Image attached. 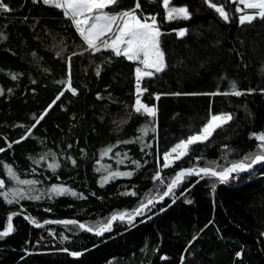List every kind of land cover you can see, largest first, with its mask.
Segmentation results:
<instances>
[{
	"label": "trees",
	"instance_id": "16d2710c",
	"mask_svg": "<svg viewBox=\"0 0 264 264\" xmlns=\"http://www.w3.org/2000/svg\"><path fill=\"white\" fill-rule=\"evenodd\" d=\"M4 2L12 10L0 13V193L25 198L0 195V233L10 216L13 224L0 236V264H264V162L226 182L186 176L148 214L97 234L164 193L181 169L222 171L264 151L256 138L264 132V19L241 24L231 0H172L189 18L169 21L161 0H140L137 11L157 18L166 60L141 82V101L155 109L147 115L133 108L137 62L85 51L54 6ZM135 3L119 0L110 11ZM217 114L232 119L163 166L165 152ZM53 186L70 191L57 195Z\"/></svg>",
	"mask_w": 264,
	"mask_h": 264
},
{
	"label": "snow or ice",
	"instance_id": "6c2138e0",
	"mask_svg": "<svg viewBox=\"0 0 264 264\" xmlns=\"http://www.w3.org/2000/svg\"><path fill=\"white\" fill-rule=\"evenodd\" d=\"M34 2H43L45 5L54 6L57 9L62 10L63 15L69 18L72 24L75 26L76 31L79 33L84 44L87 46L85 51L91 53H97L102 50H109L116 57L126 58L128 61L138 62L135 68V80H136V92L137 98L133 106L136 113H143L147 115H155V109L143 104L140 99V95L147 91L146 88L141 86L142 80L153 77L156 73H160L166 67L165 54L160 46L161 31L157 22L156 16H150L141 18L137 15V10L140 9V0H136L135 6L132 9L125 10L119 13L109 14L103 10L119 4V0H34ZM160 2V0H157ZM232 3H239L244 6V9L257 10L254 14H244L239 17L240 23H250L257 17L264 19V0H231ZM162 4L166 9V19L171 21L177 18H189V12L184 7H171L170 0H162ZM209 6L214 9L225 21L229 19L228 13L225 11L223 5L218 6L216 3L209 2ZM244 9L237 7L236 11L242 12ZM12 9L9 5L0 0V13L10 12ZM180 36L186 34V30L181 29L178 33ZM76 53H73L75 55ZM69 69V87L71 78V57L68 60ZM100 69L97 68V75H99ZM15 78V77H13ZM232 88H236L235 82L232 83ZM73 94L76 90L71 89ZM63 93H61L62 95ZM234 95H242L240 91H234ZM59 97H57L58 99ZM42 118V117H41ZM232 119L230 114L212 115L210 120L203 126V128L196 134L190 135L185 140H181L170 152L164 153V167H169L171 163L181 160L188 154L190 146L197 143L207 141L212 136L213 132L221 127L224 123ZM39 123V121H37ZM35 127V125H33ZM146 132L145 130H142ZM30 130L27 135L22 136L21 140L27 139L30 135ZM259 141V148L264 150V133L259 134L256 137ZM142 139V137H141ZM20 141H16L19 143ZM3 151V149H0ZM175 154V155H173ZM247 162L232 163L230 167L217 171L214 167H201L198 169H182L176 173L175 178L171 184L168 185V191L163 193V196H168L172 189L182 181L183 178L189 175H201L218 177L221 182H226L229 175L233 172L245 171L252 168L253 165L264 162V151L259 154L245 157ZM58 165H50V167H57ZM7 175L12 179H17L16 173L12 170L11 166L5 165ZM132 173H122V175H131ZM158 177H154L157 179ZM107 179V178H105ZM22 184L34 183L33 181H19ZM4 181L0 180V187H3ZM52 191L57 195H63L70 190L61 186H53ZM75 195V193H71ZM4 195L8 203H13L17 195L20 199L25 198L23 193L13 192V198L8 199L7 193H0ZM163 196L161 199H163ZM39 199L40 197H29ZM153 201L148 200V204ZM146 205H141L136 209L134 213L127 214L129 222L135 215H139ZM125 214L121 213L118 216H113L111 219H124ZM9 224L7 230L0 233V236H7L12 231V225L10 223L11 216L8 218ZM34 222V221H33ZM66 223H76L75 221H68ZM39 226V225H37ZM81 228L86 226L81 224ZM110 227L108 225L100 229L97 234H101L103 231H107ZM87 231H92L91 227L86 228Z\"/></svg>",
	"mask_w": 264,
	"mask_h": 264
},
{
	"label": "rangeland",
	"instance_id": "374dc122",
	"mask_svg": "<svg viewBox=\"0 0 264 264\" xmlns=\"http://www.w3.org/2000/svg\"><path fill=\"white\" fill-rule=\"evenodd\" d=\"M161 1H162V0H161ZM162 6H163V4H162ZM170 6H171V7H176V6H174V5L172 4V0H170ZM218 6H219V5H218ZM112 7H113V6H112ZM238 7L241 8V9H244V6H243L242 4H239V3H238ZM110 8H111V7L106 8V9H104L103 11H104V12H107V13H109V14L119 13V12H111V11H110ZM163 8H164V6H163ZM177 8H180V7H177ZM184 8H186V7H184ZM164 11H165V14H166V9H165V8H164ZM255 11H257V10L244 9V11L239 12V15H240V16H241V15H244V14L252 15V14L255 13ZM137 15H139L142 19L145 18V17L155 16V15H152V14H150V13L147 14V13H145V12H143V11H137ZM177 19H179V18H177ZM174 20H175V19H174ZM157 22H158V21H157ZM158 24H159V23H158ZM159 27H160V26H159ZM160 31H161V28H160ZM179 31H180V30H179ZM161 32H162V31H161ZM178 33H179V32H178ZM159 39H160V37H159ZM160 46H161V39H160ZM161 49H162V46H161ZM162 51H163V49H162ZM165 62H166V60H165ZM137 63H138V62H137ZM138 66H141V67H142V65H138ZM141 102H142V101H141ZM142 103H143V102H142ZM143 104H144V103H143ZM148 107H149V106H148ZM217 115H219V114H217ZM197 133H198V132H197ZM263 133H264V132H263ZM194 134H196V133H194ZM261 134H262V133H261ZM192 135H193V134H192ZM186 139H187V138H186ZM184 140H185V139H184ZM175 146H176V145H175ZM175 146H174V147H175ZM170 151H171V150H170ZM170 151H169V152H170ZM173 155H175V154H173ZM164 162H165V161H164ZM174 163H175V162L171 163L170 166H172ZM230 166H231V165H230ZM230 166H228V167H230ZM198 168H200V167H192V168H184V169H198ZM181 170H182V169H181ZM181 170H179V171H181ZM179 171H178V172H179ZM231 174H232V173H231ZM231 174H230V175H231ZM230 175H229V176H230ZM175 176H176V175H175ZM175 176L172 178V180L175 178ZM215 178H218V177H215ZM218 179H219V178H218ZM172 180H171V182H172ZM183 180H184V178L182 179V181H183ZM182 181H181V182H182ZM171 182H170V184H171ZM179 183H180V182H179ZM179 183H178V184H179ZM178 184H177V185H178ZM177 185H176V186H177ZM176 186H175V187H176ZM175 187H174V188H175ZM174 188H173V189H174ZM173 189H172V191H173ZM166 191H168V186H167V188H166ZM166 191H165V192H166ZM171 193H172V192H171ZM171 193H170V194H171ZM170 194H169V195H170ZM169 195H168V196H169ZM162 196H163V193H162L161 195L157 196V197L151 198V200L153 201L151 204H148V201H147L146 203H144L143 205H146V207L142 209V211H141V213H140L139 215H135L134 218L131 220V222H132L136 217H138V216H142V215H144V214H148V213L152 210V208L154 207V204H156L155 201H160ZM165 197H167V196H165ZM165 197H163V199H164ZM140 207H141V206H139L138 208H140ZM138 208H137V209H138ZM135 210H136V209H135ZM134 212H135V211H134ZM134 212H132V213H134ZM124 214H125V218H124V220H129L127 214H130V213H126V212H124ZM118 215H119V214H117V215H115V216H118ZM68 221H71V220H67V222H68ZM113 221H114V220H112V219L109 220V222H110V227L112 226ZM109 222L106 223V224H104V225H102V226H100V227L97 229V231H99L100 229H102L104 226L108 225ZM83 225H84V224H83ZM85 226H86V225H85ZM86 227H87V226H86ZM86 227H85V228H86ZM110 227H109V228H110ZM109 228H108V229H109Z\"/></svg>",
	"mask_w": 264,
	"mask_h": 264
},
{
	"label": "water",
	"instance_id": "95a60500",
	"mask_svg": "<svg viewBox=\"0 0 264 264\" xmlns=\"http://www.w3.org/2000/svg\"><path fill=\"white\" fill-rule=\"evenodd\" d=\"M260 163H262V162H260ZM257 164H259V163H257ZM257 164H255V165H253L252 166V168H250V169H247V170H251V169H253ZM163 197H165V196H163ZM11 225H12V227H13V224L11 223ZM98 232V231H97ZM106 231H103V232H101V234H103V233H105ZM10 233V232H9Z\"/></svg>",
	"mask_w": 264,
	"mask_h": 264
}]
</instances>
